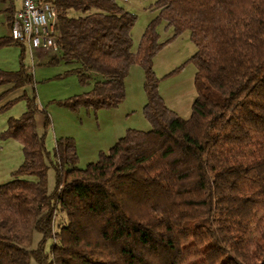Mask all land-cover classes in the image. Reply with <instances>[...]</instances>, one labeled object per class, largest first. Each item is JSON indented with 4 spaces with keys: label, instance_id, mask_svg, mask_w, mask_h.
Segmentation results:
<instances>
[{
    "label": "trees",
    "instance_id": "obj_1",
    "mask_svg": "<svg viewBox=\"0 0 264 264\" xmlns=\"http://www.w3.org/2000/svg\"><path fill=\"white\" fill-rule=\"evenodd\" d=\"M46 1L58 11L59 56L50 62L78 64L66 74L92 84L60 103L117 107L139 65L152 128H128L80 168L73 137L47 148L50 116L40 134L36 92L26 95L28 110L0 134L24 156L0 184V264H264V0H155L137 51L138 15L117 0ZM163 21L173 29L164 41ZM186 31L197 48L188 118L168 106L153 66ZM12 44L23 48L21 67L0 68V85H34L25 45L0 36V48ZM35 231L42 238L32 247Z\"/></svg>",
    "mask_w": 264,
    "mask_h": 264
},
{
    "label": "rangeland",
    "instance_id": "obj_2",
    "mask_svg": "<svg viewBox=\"0 0 264 264\" xmlns=\"http://www.w3.org/2000/svg\"><path fill=\"white\" fill-rule=\"evenodd\" d=\"M117 1L127 10L138 15L132 30L133 49L137 51L146 26L158 15V10L151 8L155 0ZM3 3L0 0V6ZM72 13L78 14L75 11ZM4 17V12L1 11L0 22H3ZM158 30L162 41L173 34V29L168 28L165 21L160 23ZM8 33L10 30L1 25L0 36ZM22 49L21 45L0 48V68L18 70L21 67ZM25 49L24 62L33 72L35 84L16 89L12 88L11 84L0 85V134L7 128L10 117H20L28 110L26 95L31 97L34 92H36L38 105L35 118L40 134L45 132L46 112L51 119V126L46 136L47 148L52 151L55 140L59 137H73L77 143V164L80 168H85L90 162L97 161L100 151L108 152L128 128L151 130L152 126L143 112L147 95L144 88L145 72L141 66L134 65L128 73L125 79L126 97L117 107L94 109L83 106L72 110L60 101L92 88V84L80 83L75 74H66V71L78 64L66 63L63 60L51 63L50 60L59 56V52L31 51L29 45H26ZM196 50L189 31H186L164 46L153 60L161 95L168 106L185 118L190 117L192 103L197 94L195 88L197 67L194 62L189 61ZM144 126L148 128L144 129L146 128ZM23 158L20 142L0 137V184L13 178L12 171L21 164ZM25 177L35 178L34 176ZM55 185V170L50 167L48 173L50 191L55 188ZM41 238L42 234L35 231L32 247L37 246ZM50 243L51 241L48 242ZM31 264L38 263L32 258Z\"/></svg>",
    "mask_w": 264,
    "mask_h": 264
},
{
    "label": "built area",
    "instance_id": "obj_3",
    "mask_svg": "<svg viewBox=\"0 0 264 264\" xmlns=\"http://www.w3.org/2000/svg\"><path fill=\"white\" fill-rule=\"evenodd\" d=\"M10 1L13 4L9 21V35L12 39L29 45L32 50L58 52L56 7L46 0Z\"/></svg>",
    "mask_w": 264,
    "mask_h": 264
},
{
    "label": "crops",
    "instance_id": "obj_4",
    "mask_svg": "<svg viewBox=\"0 0 264 264\" xmlns=\"http://www.w3.org/2000/svg\"><path fill=\"white\" fill-rule=\"evenodd\" d=\"M2 2H4L1 6H0V12H4V15L5 17L2 19L3 22H0V26L3 25L6 29H9L10 30V27H9V21L11 19V14H12V7H13V4L10 0H1ZM3 36H9V33L7 35H3ZM12 45H15V44H12ZM10 46V45H9ZM26 46V45H25ZM7 47V46H5ZM4 48V47H2ZM30 49V48H29ZM32 51V49H30ZM38 52H44L45 50L43 49H40V50H37ZM21 55V54H20ZM134 67V66H133ZM170 107V106H169ZM171 108V107H170ZM173 109V108H172ZM175 110V109H173ZM176 111V110H175ZM178 112V111H177ZM146 128L144 129H147L148 126H144Z\"/></svg>",
    "mask_w": 264,
    "mask_h": 264
}]
</instances>
